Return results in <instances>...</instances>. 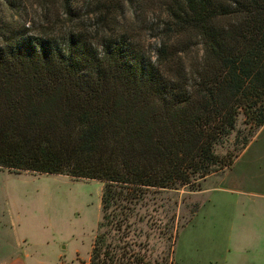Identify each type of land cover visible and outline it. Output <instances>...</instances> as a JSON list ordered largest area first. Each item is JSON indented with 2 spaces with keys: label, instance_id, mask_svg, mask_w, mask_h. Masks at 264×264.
Segmentation results:
<instances>
[{
  "label": "trees",
  "instance_id": "trees-1",
  "mask_svg": "<svg viewBox=\"0 0 264 264\" xmlns=\"http://www.w3.org/2000/svg\"><path fill=\"white\" fill-rule=\"evenodd\" d=\"M58 1L81 19L78 0ZM132 1L89 0L93 38L34 33L0 0V168L103 182L88 264H151L126 239L135 206L230 169L238 154L215 148L240 114L264 125V0H164L153 55L115 26Z\"/></svg>",
  "mask_w": 264,
  "mask_h": 264
},
{
  "label": "rangeland",
  "instance_id": "rangeland-1",
  "mask_svg": "<svg viewBox=\"0 0 264 264\" xmlns=\"http://www.w3.org/2000/svg\"><path fill=\"white\" fill-rule=\"evenodd\" d=\"M163 1L133 0L125 14L117 17L115 26L125 30L145 54L153 55L158 46ZM77 4L81 19L72 24L62 16L58 0H17V6L4 15L32 25L34 33L46 29L60 37L78 24L96 38L101 30L93 7L89 0ZM196 53L193 48L190 57ZM190 61L186 59L187 68ZM248 122L240 114L235 131L215 148L219 156H239L240 144L248 139V150L237 156L230 169L200 180L197 190L186 185L151 191L135 206L126 239L141 244L136 250L141 249L151 264H237L238 252L258 258L260 252L253 249L264 247V242L237 243L235 239L249 236L252 222L260 225L264 239V207L259 212L254 204L264 200L245 194L252 191L254 181L264 179V129L254 130ZM103 186L96 180L23 171L12 174L0 168V260L21 255L26 264H88L101 220Z\"/></svg>",
  "mask_w": 264,
  "mask_h": 264
},
{
  "label": "crops",
  "instance_id": "crops-1",
  "mask_svg": "<svg viewBox=\"0 0 264 264\" xmlns=\"http://www.w3.org/2000/svg\"><path fill=\"white\" fill-rule=\"evenodd\" d=\"M263 129H264V126L261 127L259 132H261ZM248 146L242 151V153L239 156L243 155L248 150ZM253 184H254V187L252 191L245 192V194L249 196H254L256 199L264 200V179L259 180L258 182L254 181ZM254 204L257 205L258 207L257 210L261 212L262 211L261 209L264 207V204L262 203L260 204L254 203ZM261 220L262 221L264 220V216L261 217ZM248 226L251 230L249 236L245 235L240 240L235 237L236 242L237 243H250L251 242L252 244L264 242V239L261 238L262 231H259L260 225H255V222H252ZM231 241H232V236L228 237L227 243H230ZM252 249H253V245H252ZM257 251L260 252V255L258 256V258L254 256H248V253L239 254L238 252V256H236V258L238 259L237 264H264V247L260 249H253L254 253H256ZM24 258L21 255H16V256L11 255V256H8L0 260V264H26L24 262ZM225 264H227V262Z\"/></svg>",
  "mask_w": 264,
  "mask_h": 264
}]
</instances>
